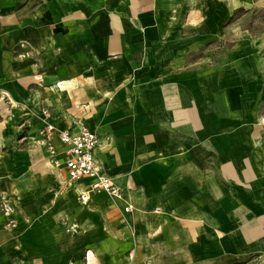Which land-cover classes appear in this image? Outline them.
<instances>
[{"label":"crops","instance_id":"1","mask_svg":"<svg viewBox=\"0 0 264 264\" xmlns=\"http://www.w3.org/2000/svg\"><path fill=\"white\" fill-rule=\"evenodd\" d=\"M200 11L201 0H0V146L36 131L39 159L67 179L64 145L55 135L51 156L41 130L91 128L131 207L92 192L97 227L64 244L51 224L47 255L28 243L36 227L6 229L0 218V264H237L264 254V38L241 34L215 63L202 52L231 13ZM90 183L74 186L80 194Z\"/></svg>","mask_w":264,"mask_h":264},{"label":"rangeland","instance_id":"2","mask_svg":"<svg viewBox=\"0 0 264 264\" xmlns=\"http://www.w3.org/2000/svg\"><path fill=\"white\" fill-rule=\"evenodd\" d=\"M199 13L220 16L231 13L221 26L220 37L202 52L215 63L227 59L232 48L240 42L241 34L245 33L250 40L264 38V0H201ZM35 134L36 131L31 132L30 138L20 140L18 144L0 146V218L6 229L36 227L39 232L28 243L36 246L42 255H47L55 246L46 227L51 224L59 227L64 233L61 241L65 244L70 237L97 227L95 206L100 200L92 196L90 201H83L74 184L67 182L61 166L47 165L45 160L39 159V155L41 159L47 155L41 156L37 152L38 147L31 140ZM23 153L35 160L19 158L18 155ZM118 202L124 211H129L130 205L125 200L118 198ZM114 243L120 246L118 241ZM110 250V244L106 243L105 253ZM90 256L94 260V253L90 252ZM45 259L48 264V258ZM237 264H264V254Z\"/></svg>","mask_w":264,"mask_h":264},{"label":"built area","instance_id":"3","mask_svg":"<svg viewBox=\"0 0 264 264\" xmlns=\"http://www.w3.org/2000/svg\"><path fill=\"white\" fill-rule=\"evenodd\" d=\"M44 114L48 115V111L44 110ZM55 135L64 145V163L68 174L67 182L75 184L84 178L91 179L89 186L80 190L83 201H88L92 192H106L114 197L120 195L119 186L104 171L97 157L96 152L101 144L98 132L88 127H82L79 131L71 132L47 122L41 130V136L49 153L54 157L57 156V150L53 143ZM53 160L56 164H59L58 159L54 158Z\"/></svg>","mask_w":264,"mask_h":264},{"label":"bare ground","instance_id":"4","mask_svg":"<svg viewBox=\"0 0 264 264\" xmlns=\"http://www.w3.org/2000/svg\"><path fill=\"white\" fill-rule=\"evenodd\" d=\"M46 164H47V165H48V164H51L50 160L46 159ZM117 197H121V198H122L121 195H119V196H117Z\"/></svg>","mask_w":264,"mask_h":264}]
</instances>
